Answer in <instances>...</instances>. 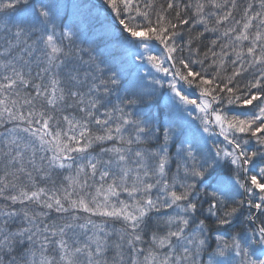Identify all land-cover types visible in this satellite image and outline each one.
I'll return each mask as SVG.
<instances>
[{"label":"snow or ice","instance_id":"snow-or-ice-1","mask_svg":"<svg viewBox=\"0 0 264 264\" xmlns=\"http://www.w3.org/2000/svg\"><path fill=\"white\" fill-rule=\"evenodd\" d=\"M0 128L10 264H264V0H0Z\"/></svg>","mask_w":264,"mask_h":264},{"label":"trees","instance_id":"trees-1","mask_svg":"<svg viewBox=\"0 0 264 264\" xmlns=\"http://www.w3.org/2000/svg\"><path fill=\"white\" fill-rule=\"evenodd\" d=\"M81 47H87V44L83 43L81 44ZM85 59L87 58L85 57ZM86 70H87V66L85 65L82 67V73L83 71H86ZM196 92L198 93L199 91L197 90ZM152 111L154 113L156 110L153 109ZM8 127H11V125H8ZM0 133H4L3 128H0ZM248 215H249V209L245 206L242 212L233 218L232 223L230 225L218 226L216 225L215 220H212V218H210L207 221V223L209 224V221H212L211 225L209 224L212 231L216 232V230L219 229V233L223 234L226 237H230L232 234H237V233L242 234L244 225L246 226L248 223L250 224L249 220L247 219ZM15 255L18 256V253H15ZM10 260H11V257L7 255L6 253L0 254V264H10Z\"/></svg>","mask_w":264,"mask_h":264},{"label":"rangeland","instance_id":"rangeland-1","mask_svg":"<svg viewBox=\"0 0 264 264\" xmlns=\"http://www.w3.org/2000/svg\"><path fill=\"white\" fill-rule=\"evenodd\" d=\"M186 88H187V86H185ZM187 91L189 92V94H190V98L191 99H198V97H199V92L197 93L196 91L194 92V93H192L193 91H192V89H187ZM193 94H194V96H193ZM198 96V97H197ZM199 102V101H198ZM189 107H195V106H189ZM217 132H218V129H217ZM223 138L222 137H219V136H213L211 139H210V141H209V143H211L212 141H217V142H219V141H221ZM173 170H174V167H173ZM253 212L255 211V210H252ZM212 220H214V218H212ZM211 222L212 221H209V224L211 225ZM259 225V220H257L256 221V226H258ZM119 225H117V227H118ZM250 227H253V225L250 223H248L246 226L244 225V229H243V231H242V234L243 233H245V232H247V230L250 228ZM211 229V228H210ZM217 233L215 232V231H212L211 230V242H212V244H213V246H214V244H215V235H216ZM221 234V233H220ZM221 235H223V234H221ZM226 237V236H225ZM227 238V237H226ZM205 259H206V257H205Z\"/></svg>","mask_w":264,"mask_h":264}]
</instances>
